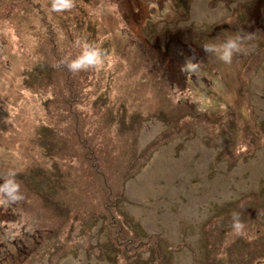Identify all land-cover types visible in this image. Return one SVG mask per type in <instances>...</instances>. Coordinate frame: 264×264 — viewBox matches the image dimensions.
<instances>
[{"label":"rangeland","instance_id":"1","mask_svg":"<svg viewBox=\"0 0 264 264\" xmlns=\"http://www.w3.org/2000/svg\"><path fill=\"white\" fill-rule=\"evenodd\" d=\"M255 1L0 0V264H264Z\"/></svg>","mask_w":264,"mask_h":264},{"label":"bare ground","instance_id":"2","mask_svg":"<svg viewBox=\"0 0 264 264\" xmlns=\"http://www.w3.org/2000/svg\"><path fill=\"white\" fill-rule=\"evenodd\" d=\"M204 0H196L195 2V11H194V14L195 15H199L201 16L202 13H204L205 11H207V6L206 4L203 2ZM211 11V10H210ZM213 14H221L222 13V8L220 7L219 9L215 10V11H211ZM264 80V75L261 74L257 79H256V83L257 85H259V83H261L262 81ZM155 128V127H153ZM153 128H150L148 127L146 130H145V133H144V138L148 137L149 133L151 132V129ZM159 156L160 154H158V157L157 159L155 160V162H157V160L159 159ZM151 169L152 168H148L146 169L140 176L139 179H149L150 175H151ZM133 183V182H132ZM141 187V188H140ZM131 188L133 191H136V192H145L146 190L143 189V187L140 185V184H131ZM61 264H73V261H71V259H67L65 260L64 262H62Z\"/></svg>","mask_w":264,"mask_h":264},{"label":"clouds","instance_id":"3","mask_svg":"<svg viewBox=\"0 0 264 264\" xmlns=\"http://www.w3.org/2000/svg\"><path fill=\"white\" fill-rule=\"evenodd\" d=\"M239 37L235 39H229L227 40L223 45H222V50H221V59L225 60L226 62L231 59L233 51H238L239 50ZM96 55L95 53L91 54V59L86 61V63H95L96 62ZM234 227L239 229L241 225L239 222L234 224Z\"/></svg>","mask_w":264,"mask_h":264},{"label":"flooded vegetation","instance_id":"4","mask_svg":"<svg viewBox=\"0 0 264 264\" xmlns=\"http://www.w3.org/2000/svg\"><path fill=\"white\" fill-rule=\"evenodd\" d=\"M255 11L258 12L259 14H261L262 16L264 15V0H256L255 1ZM258 14V15H259ZM262 16H261V19H262ZM260 20L258 19L257 22H259ZM179 37V36H178ZM174 38H177V35L174 36V35H168L167 36V40L165 42V46H166V53L168 52V49H170L171 47L169 45H173L175 47H178V53L181 52L180 51V48H182L184 45H186L185 43H183L181 41V39H174ZM158 41V40H157ZM177 53V55H178ZM180 54V53H179Z\"/></svg>","mask_w":264,"mask_h":264},{"label":"trees","instance_id":"5","mask_svg":"<svg viewBox=\"0 0 264 264\" xmlns=\"http://www.w3.org/2000/svg\"><path fill=\"white\" fill-rule=\"evenodd\" d=\"M261 122H263V121H261Z\"/></svg>","mask_w":264,"mask_h":264}]
</instances>
